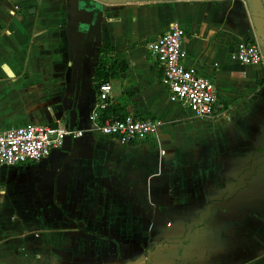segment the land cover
<instances>
[{
  "label": "crops",
  "instance_id": "1",
  "mask_svg": "<svg viewBox=\"0 0 264 264\" xmlns=\"http://www.w3.org/2000/svg\"><path fill=\"white\" fill-rule=\"evenodd\" d=\"M92 19L84 135L40 163L0 166V264H264V164L224 201L264 152V64L231 59L241 42L264 52L263 0H0L1 131L68 125ZM173 26L220 117L170 100L147 43ZM106 43L127 65L106 109L161 120L154 138L123 145L90 120Z\"/></svg>",
  "mask_w": 264,
  "mask_h": 264
},
{
  "label": "built area",
  "instance_id": "2",
  "mask_svg": "<svg viewBox=\"0 0 264 264\" xmlns=\"http://www.w3.org/2000/svg\"><path fill=\"white\" fill-rule=\"evenodd\" d=\"M185 30L173 26L162 36L147 43L149 54L159 63L162 84L169 91L170 100L189 108L198 119L216 118L223 115L216 106L215 85L196 70L184 64L186 52L183 48ZM233 61L243 65L264 64V53L258 43L241 42L231 55ZM113 88L110 83L100 85L99 104L90 116L97 123V131L122 144L143 142L159 133L163 122L153 118H140L132 114L123 119L99 121V112L112 101ZM83 131L70 130L68 126L27 125L25 127L0 130V166L14 167L37 164L47 159L56 149H62L67 136L79 138Z\"/></svg>",
  "mask_w": 264,
  "mask_h": 264
},
{
  "label": "water",
  "instance_id": "3",
  "mask_svg": "<svg viewBox=\"0 0 264 264\" xmlns=\"http://www.w3.org/2000/svg\"><path fill=\"white\" fill-rule=\"evenodd\" d=\"M263 2H264V0H263ZM96 23H97L96 19L91 20V23L89 25V29L87 30V32L85 34V39H84V41H83V43L79 49L78 55H77V61H76L77 75H76V81H75V84H76L75 98H74L73 108L69 112V123L67 125L70 128V130H74V129L78 128V103H79V99L81 96V88H82V81H83V67H84L85 58L88 56V48L90 47V44H91V39H92V36L94 33ZM73 141H74V139L72 136H67L65 138L64 146L62 149L64 151L69 152L71 150ZM262 164H264V152H263L262 156L260 158H258L253 163L251 170L241 178V182L237 186L238 188H236V190L229 193V195L227 196V199H225L224 201L227 202L229 199H231L238 192V190L244 188V186H243L244 182L246 180H249L250 177H252L253 175H255L256 168H258ZM213 208L221 209V206L217 203L211 204L207 210V213L204 214V216H202V218H206L208 216L209 212Z\"/></svg>",
  "mask_w": 264,
  "mask_h": 264
},
{
  "label": "trees",
  "instance_id": "4",
  "mask_svg": "<svg viewBox=\"0 0 264 264\" xmlns=\"http://www.w3.org/2000/svg\"><path fill=\"white\" fill-rule=\"evenodd\" d=\"M114 50L109 49V44L106 43L100 50L102 58H99L98 65L95 68L94 78L98 81L97 88H100V85L109 83L111 79L117 77L119 70L125 71L127 65L123 62H119L113 56ZM109 109H105L101 116L100 122H105L106 120L112 119H123L125 116L120 115L116 111H112V115L109 113Z\"/></svg>",
  "mask_w": 264,
  "mask_h": 264
},
{
  "label": "flooded vegetation",
  "instance_id": "5",
  "mask_svg": "<svg viewBox=\"0 0 264 264\" xmlns=\"http://www.w3.org/2000/svg\"><path fill=\"white\" fill-rule=\"evenodd\" d=\"M122 144V143H121ZM132 144V143H131ZM123 145H130V144H123Z\"/></svg>",
  "mask_w": 264,
  "mask_h": 264
}]
</instances>
